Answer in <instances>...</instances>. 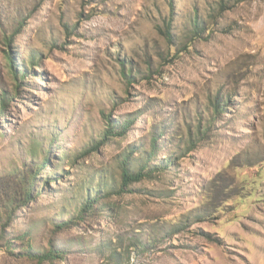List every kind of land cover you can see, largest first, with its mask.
Listing matches in <instances>:
<instances>
[{"label": "rangeland", "instance_id": "rangeland-1", "mask_svg": "<svg viewBox=\"0 0 264 264\" xmlns=\"http://www.w3.org/2000/svg\"><path fill=\"white\" fill-rule=\"evenodd\" d=\"M1 98L0 264H264V0H0Z\"/></svg>", "mask_w": 264, "mask_h": 264}, {"label": "trees", "instance_id": "trees-1", "mask_svg": "<svg viewBox=\"0 0 264 264\" xmlns=\"http://www.w3.org/2000/svg\"><path fill=\"white\" fill-rule=\"evenodd\" d=\"M194 27L198 28L199 27V24L198 23L197 24L195 23L194 24ZM194 31L196 33V32H198L200 30H194ZM4 42L7 43V45L10 44V38L8 39V37H5V41ZM7 60H8V64L10 65V70H11V72L13 74L12 76L14 77V79H17L18 78V76H17L18 73L15 72L12 69V66H13L12 64L13 63H12V58H11V56L9 54H8ZM118 61L120 63V71H121L122 75L125 78H127L130 73H129V71H126V64H125V62L123 60H118ZM0 101H1L0 102V107L4 108V106H5L4 99L1 98ZM221 101H223V103ZM225 102H228L227 97H225V98H223L221 100V97L215 96L212 99V106H211L212 107V112L211 113H212L213 117L216 114H219V113H221V111H223V108L221 106L224 105ZM106 121H107V124H106V126H105V128H104V130L102 132V137L99 138V140L97 141L98 143H95L90 149L85 150V152H83V155H84V153H85V155L89 154L92 150L96 149V147L98 146L99 143L102 144L103 142L106 141L107 137H109L111 134L117 133L115 131L114 124H112L109 119L108 120L106 119ZM130 122H131V118H126L125 119V123L126 124H124V126H122V132H119L116 135H122L123 133H125V131L127 130L128 123H130ZM156 137L157 136H155V135H154V137H152V140H151L152 141L151 142L152 144H151L150 149L147 152V155L148 156H151L155 152V149H156L155 148ZM132 152H131V150H128V153L129 154L132 153ZM126 158H128V156L125 157L124 164L122 165V168H121L122 169L121 170V183H120L119 189L117 190V193H122L124 191H128V188L127 187H128L129 184H131L133 182H136V181H139V180H141L144 177H146V176L149 175V173L143 172V169H140V170H138L136 172H131L128 169L127 165H126ZM47 161H48L47 158L44 159V162H42L41 165L44 166ZM104 196H105V194H102V195L101 194H96V195H93V194L90 195V194H88L84 198V200H82L80 202L79 216H81L83 213L87 212L88 210L92 209L93 206L95 205V203L98 202V199L100 197H104ZM31 198L32 197H31L30 190L29 189H26L25 190V193L23 195L22 201L20 202V204L22 206L25 205L27 202L30 201ZM70 221L71 220L63 221V222H60V223L56 224L55 225V229L56 230H61L64 227H67L69 225ZM26 235L27 234L24 233V234L16 237V239H20L21 240L23 247H25L24 250L26 251V253L30 257L35 258L38 262H42L43 260H46V259H53L54 257H60L61 253L58 250L53 249L52 247H49L46 250V252H43L41 254L31 253V246L29 245L28 242L25 243V241H27L25 239Z\"/></svg>", "mask_w": 264, "mask_h": 264}]
</instances>
